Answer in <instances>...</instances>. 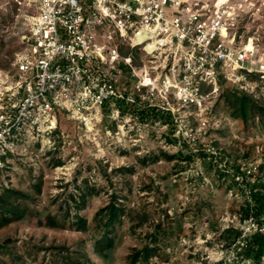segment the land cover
Segmentation results:
<instances>
[{
	"label": "rangeland",
	"instance_id": "rangeland-1",
	"mask_svg": "<svg viewBox=\"0 0 264 264\" xmlns=\"http://www.w3.org/2000/svg\"><path fill=\"white\" fill-rule=\"evenodd\" d=\"M232 1L242 4V33L264 42V0ZM24 31L21 19L0 0L1 79L14 73ZM224 89L241 91L230 81ZM247 93L264 104V87ZM220 95L207 111L192 107L179 111L189 120L188 140L180 137L176 126L125 112L116 118L92 114L86 122L61 115L51 139L20 142L18 153L8 157L0 171V195L6 185L21 189L35 196L44 214H56L60 203L71 193L79 194L78 187L86 181L99 193L89 196L78 212L87 220L88 230L70 224L53 228L39 217L27 216L0 226V243L8 237L19 244L26 240L76 248L81 243L94 264H129V253L154 244L148 235L160 226V254L152 264H250L226 248L218 232L231 224L246 226L239 219L246 194L233 180L237 167L251 181H264V115L246 121L236 118ZM112 195L119 197L126 214L112 233V250L104 257L95 249L102 235L95 215ZM131 213L140 218L133 220ZM53 251H42L36 260L27 258L26 264H54Z\"/></svg>",
	"mask_w": 264,
	"mask_h": 264
},
{
	"label": "built area",
	"instance_id": "built-area-1",
	"mask_svg": "<svg viewBox=\"0 0 264 264\" xmlns=\"http://www.w3.org/2000/svg\"><path fill=\"white\" fill-rule=\"evenodd\" d=\"M3 5L25 31L14 73L0 78V171L20 142L51 139L61 115L86 122L92 114L116 118L122 106L156 107L171 113L180 137L188 140L189 120L179 111L209 110L221 80L245 93L264 87V42L242 33V4L232 0ZM234 177L242 183L241 174ZM242 223L244 236L264 233L253 218Z\"/></svg>",
	"mask_w": 264,
	"mask_h": 264
},
{
	"label": "trees",
	"instance_id": "trees-1",
	"mask_svg": "<svg viewBox=\"0 0 264 264\" xmlns=\"http://www.w3.org/2000/svg\"><path fill=\"white\" fill-rule=\"evenodd\" d=\"M226 83V80H221L220 96H225L227 104L233 109L234 117L246 121L249 117L264 115V104L243 91L231 89L227 93L224 89ZM138 99L140 98L138 97ZM122 112L139 115V118L143 121L159 119L174 126L171 113L162 112L156 107L129 106L126 108L122 106ZM186 158L191 159L192 157L188 155ZM216 168L218 169V166ZM122 170L124 169H120V171ZM235 173L243 176L242 183H236L241 185L246 194L245 204L241 208L240 221L243 222L245 219L253 218L259 226L264 227V191L262 190L264 181H251L241 166L237 167ZM225 174L227 173L221 175L224 176ZM233 180H235V177H233ZM36 188L39 189V186L36 185ZM78 188L80 190L79 194L71 193L69 199L60 203L58 213L44 214L43 211L37 208L34 195L6 185L4 192L0 195V226L22 220L27 216H35L45 220L53 228H65L70 224L76 225L79 230L86 231L88 230L87 220L80 216L78 212L85 207L88 197L99 193V190L95 185H90L88 181ZM119 200L117 195H112L110 201L101 206L95 215V223L102 231L101 238L96 241L95 249L98 254L104 257L112 250L114 246L112 233L116 230L122 216L126 214V208ZM131 218L134 220L140 217L137 213H131ZM160 232V226H157L156 231L148 235L155 242L154 244L147 243L129 253V264H152V259L160 254V246L158 245ZM218 233L219 240L229 250L234 249L241 261L249 260L250 264H264L263 232L257 230L244 236L239 227L231 224ZM49 248L54 250V264H94L81 243L76 248L63 244L46 246L26 240L19 244V241L11 237L0 243V264H26L27 258L36 260L42 251ZM4 255H7L8 259L4 258Z\"/></svg>",
	"mask_w": 264,
	"mask_h": 264
},
{
	"label": "bare ground",
	"instance_id": "bare-ground-1",
	"mask_svg": "<svg viewBox=\"0 0 264 264\" xmlns=\"http://www.w3.org/2000/svg\"><path fill=\"white\" fill-rule=\"evenodd\" d=\"M224 1H226V0H220V2H224Z\"/></svg>",
	"mask_w": 264,
	"mask_h": 264
}]
</instances>
